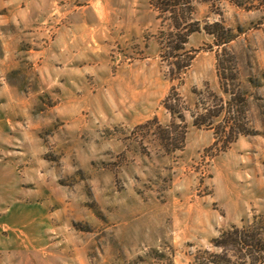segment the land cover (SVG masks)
<instances>
[{
  "label": "rangeland",
  "instance_id": "rangeland-1",
  "mask_svg": "<svg viewBox=\"0 0 264 264\" xmlns=\"http://www.w3.org/2000/svg\"><path fill=\"white\" fill-rule=\"evenodd\" d=\"M187 1L194 58L172 82L155 0H0V264H195L264 223V0ZM220 54L252 131L218 151L191 112L228 98ZM172 85L187 131L167 152L137 127L170 122Z\"/></svg>",
  "mask_w": 264,
  "mask_h": 264
},
{
  "label": "trees",
  "instance_id": "trees-1",
  "mask_svg": "<svg viewBox=\"0 0 264 264\" xmlns=\"http://www.w3.org/2000/svg\"><path fill=\"white\" fill-rule=\"evenodd\" d=\"M155 7L160 14L172 15L169 29L162 31L160 48L162 58L168 64L170 81H181L182 75L189 68L194 55L186 48L190 33L199 29L192 28L188 21L189 6L187 0H155ZM219 24L205 25L204 29L215 36L217 45L228 42L229 37L222 32L212 29ZM220 27V26H219ZM217 71L222 92L228 96L226 100L211 94L215 100L198 98L195 103L196 111L191 112L192 124L196 127L211 129L214 133V147L219 150L226 149L240 135H248L252 129L246 117L247 102L245 97L236 92L235 68L230 59L217 56ZM162 106L170 114L171 120L166 125H161L157 117L146 121L137 128H143L146 134H152L167 152L182 149L185 142L187 110L177 87L172 85L162 100ZM214 247L222 249L221 253L205 250L194 255L195 264H237L227 254L231 249L236 256L244 259V264H264V223L254 219L246 227L232 226L224 230L212 241ZM238 264H242L238 263Z\"/></svg>",
  "mask_w": 264,
  "mask_h": 264
}]
</instances>
